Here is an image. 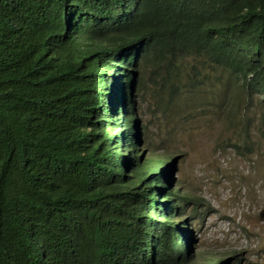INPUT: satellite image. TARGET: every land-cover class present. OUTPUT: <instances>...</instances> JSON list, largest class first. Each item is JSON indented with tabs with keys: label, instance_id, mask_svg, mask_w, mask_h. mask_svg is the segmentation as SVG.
<instances>
[{
	"label": "trees",
	"instance_id": "16d2710c",
	"mask_svg": "<svg viewBox=\"0 0 264 264\" xmlns=\"http://www.w3.org/2000/svg\"><path fill=\"white\" fill-rule=\"evenodd\" d=\"M199 53L263 101L264 0H0V264H187L134 98L192 103Z\"/></svg>",
	"mask_w": 264,
	"mask_h": 264
},
{
	"label": "rangeland",
	"instance_id": "374dc122",
	"mask_svg": "<svg viewBox=\"0 0 264 264\" xmlns=\"http://www.w3.org/2000/svg\"><path fill=\"white\" fill-rule=\"evenodd\" d=\"M196 65L201 79L207 63L199 58ZM148 73L136 104L142 139L148 153L175 156L177 186L190 200L186 209L196 214L190 226L197 254L237 253L239 264H264V111L242 92L233 96L237 88L222 70L215 72L225 81L219 90L206 81L192 103L160 111L156 106L170 102V93L162 91L160 100L162 87Z\"/></svg>",
	"mask_w": 264,
	"mask_h": 264
},
{
	"label": "clouds",
	"instance_id": "9594fccd",
	"mask_svg": "<svg viewBox=\"0 0 264 264\" xmlns=\"http://www.w3.org/2000/svg\"><path fill=\"white\" fill-rule=\"evenodd\" d=\"M196 59L199 58H203L208 66V69L206 71H204V75H205V79L204 82L202 84V86H205V83L207 81V86H209L211 84V82H213L215 84L216 87H213V91H217L219 90V86L220 84L224 81V80H220V78L216 75V71L218 70H222L224 72H226L225 78H226V82L227 79L229 80V84L233 85L234 87L236 86V91L237 92H233V96H240V94L238 92H242V94H244L245 97H247V99L249 100H255L259 105L262 104L264 102L261 101L262 99V95L258 92H254L253 94H251L247 88L248 82L250 80V74H246L245 78H241L233 73L229 72V69H224L222 67H219L218 64H216L213 60L209 61V59L202 53L199 54H195ZM191 57L188 58V60H190ZM221 66V65H220ZM213 77L209 78L208 77ZM208 79V80H207ZM224 81V82H225ZM234 81L237 82L236 85H234ZM201 86V85H200ZM229 90V88H228ZM139 93V91H138ZM137 97L138 95L134 98L135 103H134V107H135V113L137 114ZM250 97V98H249ZM247 100V101H248ZM264 109V108H263ZM139 124H140V120H139ZM141 125V124H140ZM142 126H140V131L141 133L138 135V143H137V147L139 148V155L142 157V161H144L145 159H163L165 158L166 163H164L162 165V170H163V174H164V178L168 181H170L169 185H167L170 189L173 190H177L178 191V196L177 198V205L182 208V210L185 211V222H187L188 224H184V226L186 227L187 231L189 230V232H186V230L184 231L185 236L182 238L183 239V244L185 246V250L187 253V256L189 258V261L187 262V264H214L217 261H221L222 264H239L240 261L238 259L237 253H233L230 256L229 255H223V256H211L208 258L202 259L198 254V250H199V246L197 245V242L195 240V235L193 234L192 230H191V226L190 224L192 223V221H194L193 219L195 218L196 214H194L193 209L187 210L186 209V205L189 203V198L187 195L182 194L180 192L179 186H177L178 184V180L175 177V173L177 172L176 170V165H175V156H171V155H164V156H157V155H153L150 153H148V149L147 146L145 144V140L143 141L142 137L144 138V133L142 130ZM146 150V151H145ZM186 200V201H185ZM264 208L262 209V211L260 212L261 216H264ZM191 217V218H190Z\"/></svg>",
	"mask_w": 264,
	"mask_h": 264
},
{
	"label": "water",
	"instance_id": "95a60500",
	"mask_svg": "<svg viewBox=\"0 0 264 264\" xmlns=\"http://www.w3.org/2000/svg\"><path fill=\"white\" fill-rule=\"evenodd\" d=\"M263 213H264V211H263Z\"/></svg>",
	"mask_w": 264,
	"mask_h": 264
}]
</instances>
